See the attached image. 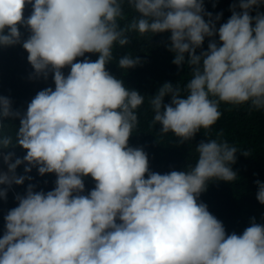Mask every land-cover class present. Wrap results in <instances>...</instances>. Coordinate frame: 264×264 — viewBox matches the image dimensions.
<instances>
[{"label":"clouds","instance_id":"1","mask_svg":"<svg viewBox=\"0 0 264 264\" xmlns=\"http://www.w3.org/2000/svg\"><path fill=\"white\" fill-rule=\"evenodd\" d=\"M261 6L264 0H237L217 29L222 13L206 12L204 0H0V48L21 44L19 28H26L22 47L32 78L51 73L55 85L39 91L23 114L0 96V159L7 166L0 199L30 180L33 168L56 176L51 191L29 184L15 197L17 206L4 216L0 264H264V224L253 218L242 234H227L199 201L209 182L237 180L231 166L238 152L252 156L222 132L209 137L222 103L264 110ZM133 33H170L172 62L190 74L183 88L166 82L146 99L107 70L114 61L125 71L142 63L128 53L114 58ZM206 38L207 50L197 54ZM85 54L98 59L78 60ZM146 100L161 137L171 133L182 145L203 130L194 165L152 172L143 148L129 146ZM15 119L13 135L5 121ZM17 147L22 159L8 151ZM21 165L25 175L18 176ZM87 177L95 186L85 195ZM256 185L264 205V183Z\"/></svg>","mask_w":264,"mask_h":264},{"label":"trees","instance_id":"2","mask_svg":"<svg viewBox=\"0 0 264 264\" xmlns=\"http://www.w3.org/2000/svg\"><path fill=\"white\" fill-rule=\"evenodd\" d=\"M235 2L237 0H204L206 12L211 13L213 17L222 13L220 21L216 24L217 29L230 18V7ZM31 11V5H27L24 10L25 19L31 15ZM259 11L264 13V6H261ZM255 14L256 9L251 15L255 16ZM132 15L133 13L128 11L129 19ZM207 19L205 16L206 21ZM19 30L23 42L30 33L22 26ZM150 37L151 34L142 38L133 33L129 45L114 49L115 60L128 53L139 57L142 61L140 65L126 71L121 70L115 61L107 65V70L117 79H121L126 88L138 91L146 99L154 96L166 82L174 86L180 83L183 88L190 79L186 65L178 68L172 62L174 54L168 51L170 33ZM215 39L218 40V37ZM22 42L12 47L0 48V96L9 98L13 110L21 114L26 113L28 104L39 91L47 87H52L53 90L55 88L51 73L47 80L42 77L32 78L34 70L28 62V53L23 49ZM208 43L209 39L206 38L202 49L197 50V54L201 50H207ZM85 58L95 61L98 55L85 54V57L78 60ZM63 72L67 76L70 68H65ZM164 102L169 103L170 97H166ZM220 111L221 118L213 126L209 138L215 139L216 134L222 132V139L234 144L240 150L251 151L252 156L245 157L238 152L236 163L231 166L237 173V180L232 183L209 182L207 190L201 193L199 201L205 203L210 213L223 223L227 234L233 232L242 234L253 218L257 223L264 224V205L256 199L258 191L256 181L264 183V110L250 112L247 106L234 108L222 103ZM138 117V129L130 137L129 146L143 148L148 154L150 171L165 174L173 170L183 171L187 169L188 164H195L197 158L195 147L207 139L203 130L197 133L193 140L180 145L171 133L161 137L160 125H151L153 113L147 100L138 110ZM5 124L13 125L10 131L14 135L15 128L19 127V119L6 120ZM8 151L14 152V159H22L26 155L19 147ZM24 167L25 165H21L17 168L18 176L25 175ZM27 175L31 177L30 180L26 179L20 186L13 185L8 189L6 199H0V238L4 233V216L17 206L18 202L15 199L17 195H25L29 184L34 186L35 191L45 193L55 187L54 174L40 176L37 169L33 168ZM84 183L83 194L87 195L94 188L95 182L91 177H87Z\"/></svg>","mask_w":264,"mask_h":264},{"label":"rangeland","instance_id":"3","mask_svg":"<svg viewBox=\"0 0 264 264\" xmlns=\"http://www.w3.org/2000/svg\"><path fill=\"white\" fill-rule=\"evenodd\" d=\"M0 171L7 172V166L3 164L2 159H0Z\"/></svg>","mask_w":264,"mask_h":264}]
</instances>
